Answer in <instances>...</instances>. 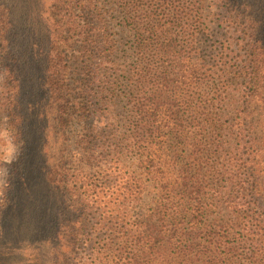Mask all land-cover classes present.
Masks as SVG:
<instances>
[{
	"label": "trees",
	"instance_id": "16d2710c",
	"mask_svg": "<svg viewBox=\"0 0 264 264\" xmlns=\"http://www.w3.org/2000/svg\"><path fill=\"white\" fill-rule=\"evenodd\" d=\"M34 4L0 0V116L47 262L264 264V0Z\"/></svg>",
	"mask_w": 264,
	"mask_h": 264
},
{
	"label": "rangeland",
	"instance_id": "374dc122",
	"mask_svg": "<svg viewBox=\"0 0 264 264\" xmlns=\"http://www.w3.org/2000/svg\"><path fill=\"white\" fill-rule=\"evenodd\" d=\"M24 0H21L23 2ZM32 1V0H31ZM35 1L34 4V9H33V18L38 20V16L36 14L37 9L39 8L38 1L39 0H33ZM213 1L214 0H205V3L207 4L208 9H211L213 7ZM4 40L0 39V44H4ZM3 53L0 51V61L2 59ZM3 71H4V66L3 64H0V76H3ZM4 77V76H3ZM3 81L0 82V92H1V85ZM3 94H5V90L3 89ZM1 97V96H0ZM235 105V98L232 96L231 100L224 105V112L227 117V115H231L232 109ZM0 106H1V99H0ZM7 108L8 105H5ZM12 111H15V108L13 106ZM1 109H4V106L1 107ZM7 116V113L4 112L0 116V120L3 119V117ZM8 117V116H7ZM17 120H10L8 117V123L11 125L15 130L16 133L18 134V129L19 126L16 124ZM108 117L106 120H104L103 124L100 126L95 125L96 128H101L103 129L105 125H107ZM6 126V125H5ZM81 128L77 125H73L67 130V136H68V143L72 145L73 141L75 140V137L77 133H80ZM19 138L22 140V138L19 136ZM14 143L18 144V141L14 140ZM58 144H56L57 146ZM72 149V146H66V149L62 154H58L57 158V163H59V156L62 155L60 166H62L64 169H70L72 171L75 169L76 163L71 156L72 152L70 150ZM22 147L19 146L18 144V155L21 152ZM19 157V156H18ZM43 158V153H39L37 155V160L38 158ZM57 157V155H56ZM55 157V159H56ZM37 162V161H36ZM34 162V164L36 163ZM53 164V163H52ZM51 164V165H52ZM55 164V162H54ZM50 165V166H51ZM123 169L122 164L117 165L115 168L117 171H120V167ZM18 166H15V163H13L10 166V173L8 180L10 182V185L12 188H17L16 191L18 192V200L24 201L26 199V189L24 190L23 187H33L31 190H34L38 187L39 182H33V180L27 179L25 181L24 178L20 177L17 175L15 172L16 168ZM46 167L43 168V171H38L39 168L34 167L33 170H29L32 173L34 172L35 177L37 178V175L40 174L41 176H44V170ZM25 182V183H24ZM23 183V184H22ZM23 185V186H22ZM14 192V189H13ZM13 192L11 189H7L5 191V195L3 197H0V264H59V260L54 257L56 256L55 253L51 254V261L47 262V248L43 240L40 238V234L32 233L29 234L30 231L25 232L26 230H23L20 226H18V223H21L20 220H18V214L14 211L11 210L12 208V200L15 198V194L13 195ZM23 196V197H22ZM7 207L8 209H6ZM59 209V206L58 208ZM6 210V211H5ZM25 216V215H24Z\"/></svg>",
	"mask_w": 264,
	"mask_h": 264
},
{
	"label": "clouds",
	"instance_id": "9594fccd",
	"mask_svg": "<svg viewBox=\"0 0 264 264\" xmlns=\"http://www.w3.org/2000/svg\"><path fill=\"white\" fill-rule=\"evenodd\" d=\"M7 69H4L3 75L6 76ZM3 81V76H0V82ZM6 125V126H5ZM18 141L20 147L24 145L16 133V130L9 125L8 117H3L0 120V197L5 195V191L11 187L8 180L10 166L18 161V144L13 141Z\"/></svg>",
	"mask_w": 264,
	"mask_h": 264
}]
</instances>
